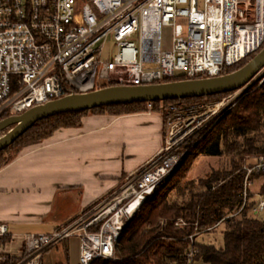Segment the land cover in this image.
Segmentation results:
<instances>
[{
  "label": "built area",
  "instance_id": "built-area-1",
  "mask_svg": "<svg viewBox=\"0 0 264 264\" xmlns=\"http://www.w3.org/2000/svg\"><path fill=\"white\" fill-rule=\"evenodd\" d=\"M163 27L171 28L166 50ZM263 47L264 0H0V117L102 84L145 86L178 75L221 76ZM255 83H264V67L250 85ZM246 90L223 100H229L226 111ZM181 113L169 109L164 144L152 161L66 225L24 235L15 263L5 241L7 227L0 225V264H42L44 254L73 238L79 243L78 264L113 261L123 228L172 176L185 155L181 147L206 124L190 117L177 125L173 121ZM241 170V206L230 216L249 203L250 177L264 172V156L248 158ZM253 211H264V197L257 195ZM220 222L202 231L195 227L183 239L189 250L181 264H200L194 243ZM174 226L186 223L178 219Z\"/></svg>",
  "mask_w": 264,
  "mask_h": 264
},
{
  "label": "trees",
  "instance_id": "trees-1",
  "mask_svg": "<svg viewBox=\"0 0 264 264\" xmlns=\"http://www.w3.org/2000/svg\"><path fill=\"white\" fill-rule=\"evenodd\" d=\"M254 56L225 69L223 75L240 69ZM205 78L208 76L187 78L178 75L161 83ZM113 86L118 85L102 84L95 90ZM230 94L156 101L151 102V109L143 102L53 116L35 123L13 144L0 151L1 154L17 146L9 161H0V168L16 158L23 149L40 144L54 132L80 127L82 118L88 114L121 116L151 111L163 115L165 104L210 100ZM8 116L10 112L2 115L0 120ZM181 149L185 155L172 176L156 188L123 228L114 247L115 259L96 260L91 264H181L189 250V241L183 239L191 235L195 227L202 231L220 221L216 229L200 237L220 230L222 247L218 249L198 237L194 243L198 263L264 264V220L255 218L253 209L257 200L253 199L251 188L249 203L237 215L230 216L241 206L244 179L241 168L244 161L264 156V83L249 87L232 107L194 135ZM200 157H227L228 166L226 169L211 170L197 181L189 180V172ZM250 180L251 187L258 183L257 195L264 197V172L252 174ZM173 192L177 194L176 199H172ZM178 219H182L186 226L175 227L174 222Z\"/></svg>",
  "mask_w": 264,
  "mask_h": 264
},
{
  "label": "crops",
  "instance_id": "crops-1",
  "mask_svg": "<svg viewBox=\"0 0 264 264\" xmlns=\"http://www.w3.org/2000/svg\"><path fill=\"white\" fill-rule=\"evenodd\" d=\"M164 126V116L151 111L88 114L80 127L54 132L1 167L0 225L7 227L12 263L18 261L27 232L36 228L52 232L66 225L152 161L163 147ZM73 241L78 242L73 238L64 241L62 249L55 248L58 253L48 251L42 264L44 260L46 264L62 260L72 264Z\"/></svg>",
  "mask_w": 264,
  "mask_h": 264
},
{
  "label": "water",
  "instance_id": "water-1",
  "mask_svg": "<svg viewBox=\"0 0 264 264\" xmlns=\"http://www.w3.org/2000/svg\"><path fill=\"white\" fill-rule=\"evenodd\" d=\"M264 67V47L243 67L221 76L190 79L145 86H113L88 93L73 94L34 106L19 115L0 120V151L8 148L35 123L60 114L89 111L100 107L197 98L248 89Z\"/></svg>",
  "mask_w": 264,
  "mask_h": 264
},
{
  "label": "rangeland",
  "instance_id": "rangeland-1",
  "mask_svg": "<svg viewBox=\"0 0 264 264\" xmlns=\"http://www.w3.org/2000/svg\"><path fill=\"white\" fill-rule=\"evenodd\" d=\"M170 42H171V28L163 27L161 29V48H162V50L168 49L170 47ZM104 57H105V55H104ZM249 87H257V86L255 83V84H251ZM234 94L235 93H232V94L228 95L227 97L210 99V100H201V101H194V102H179L176 104H167V105L165 104L164 113H163V116H164L165 122H166V124L164 126V139H165L166 131L168 128V124H167L166 120H167V115H168L170 108L178 107L181 109V111L183 113H181V116L177 117L173 122H176L177 125L178 124L183 125V122L186 119H188L190 117H193V118L194 117H196V118L202 117L203 113H205L204 112L205 108L210 107L213 104L219 103V102L223 101L224 99H228L232 96H235ZM238 99H239V97H234L233 102L235 103ZM225 111H226V107L220 109L219 112L212 119L207 120V122L204 126H200L198 132L202 131L204 128H206L211 123H213L215 120H217V118L220 117ZM13 115H19V114L18 113H10V116H13ZM7 131H9V129H6V130L0 132V136L4 135ZM16 149H17V146L13 147L11 150H7L6 152L1 153L0 154V161H4V162L9 161L14 156ZM228 159L229 158H227V157H220V158H206V157L201 158L200 157V158L196 159V161L194 162V164H193V166L189 172L188 179L193 180V181H197L199 178H202L206 174L210 173L211 170L226 169L228 166ZM181 185L184 186L185 183H181ZM257 190H258V183H256L253 187H251V194H253L252 197L254 200H257ZM171 195L173 197L172 199H176V197H177L176 192H173ZM255 218L258 220H264V211L263 212H256ZM49 232H50V230L48 228H36V229H33L27 233L37 235V234H47ZM199 240H202L203 242H206V243H212L218 249H220L222 247V237L220 234V230L216 231L213 234L203 235L202 237L199 238ZM57 249H59V250L62 249V244H60L57 247ZM70 249H71L70 250L71 263L75 264L76 263L77 250L79 249L78 242L73 241L70 244ZM56 251L57 250L55 248L52 249V252H56ZM56 253H58V252H56ZM58 255H60V253ZM46 261L47 260H44L43 264H46ZM59 263L66 264L65 261H63V260L57 262L56 264H59Z\"/></svg>",
  "mask_w": 264,
  "mask_h": 264
},
{
  "label": "bare ground",
  "instance_id": "bare-ground-1",
  "mask_svg": "<svg viewBox=\"0 0 264 264\" xmlns=\"http://www.w3.org/2000/svg\"><path fill=\"white\" fill-rule=\"evenodd\" d=\"M229 100L227 101H221L219 103H216V104H213L212 106L210 107H207L205 108V113H203V116L202 117H199V120H200V123L202 122H207V120H210L211 118H213L218 112L220 109H222L224 107V105L228 102ZM198 117V116H197ZM196 118V117H195ZM195 120V119H194ZM199 126V124L197 125ZM195 129V128H194ZM133 210H129L128 213H132Z\"/></svg>",
  "mask_w": 264,
  "mask_h": 264
}]
</instances>
